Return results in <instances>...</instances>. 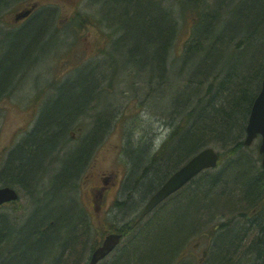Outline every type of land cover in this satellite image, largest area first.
I'll use <instances>...</instances> for the list:
<instances>
[{"label": "trees", "instance_id": "16d2710c", "mask_svg": "<svg viewBox=\"0 0 264 264\" xmlns=\"http://www.w3.org/2000/svg\"><path fill=\"white\" fill-rule=\"evenodd\" d=\"M205 1L193 0L190 4H183L179 0H119L118 3V11L121 15L118 23L125 18L130 19V37L132 36L131 31L136 33V39L133 41L132 46L130 44V50H132L130 51V57H147L146 62L148 61L147 63L149 67L151 66V70L148 81H145L150 84L157 82L161 87L160 90L158 89L159 92L161 91L160 94L156 95L153 92V96L162 97L163 93L166 97L165 100H162L163 107H161V110L166 111L167 118L173 122L172 130L166 141L173 142L175 139L174 150L177 152L183 150L181 158L177 157L179 160H174L173 162L170 160L171 157H169V155L173 156V150H163L160 157L158 156L159 159L164 154L168 156V159L172 162L171 170L177 167L180 162L185 161L188 157L208 145H219L226 149L224 154H220L221 159L223 155L226 158H230L232 154H235L238 148L242 146L243 127L246 123L251 103L260 89L264 74V3H262L264 0H254L257 1L256 3H262V7L259 6L254 11H240L235 14L233 9H240L239 2H247L249 0H237L235 2L232 0L226 2L209 0L208 2L210 3L207 4H205ZM159 8H161V11ZM173 10L178 12L175 17L172 16ZM45 14L50 15V11L37 12L24 25L31 27L39 24L42 15ZM82 15L85 16L77 11L74 13L76 17H73L76 22L73 24L76 29L86 28V25L90 22L88 18H84ZM73 17H70L69 20ZM257 17L258 22L255 20ZM12 18L14 19V17ZM188 19L192 24L190 33L182 40L180 47L176 49V44L179 40L180 23L186 22ZM253 21L254 24L250 25L249 23ZM249 27L253 28L250 31H246L245 29ZM48 28L57 29L58 26L57 24L53 26L50 24ZM83 32L85 34H81L82 37L89 34V32L85 31L80 33ZM249 39L253 43L255 40L262 41V48L255 59L250 61L249 64L247 63L243 73H240L241 64L240 66L232 64L230 67L228 64L235 59V54L248 50V48L244 49V42L249 41ZM253 43L251 44V49L248 50V57L254 52L252 47L256 48ZM220 58H226V60L216 65L218 63L216 59L220 60ZM154 64L157 66L158 76L154 72V66H152ZM226 67H229L228 73L225 72ZM134 71V69H130V72L134 73ZM140 71L141 69H139ZM134 74H137L136 71ZM172 77L179 78L176 80L175 87L171 85L173 84ZM166 87L168 89H164ZM223 92H225L224 95L221 94ZM212 93L216 94L215 99L210 97ZM77 99L75 98L73 102L75 103ZM201 99L205 103H201ZM174 104L176 106L175 109L173 108ZM169 105L170 108H167ZM61 111H56L57 116L61 114ZM238 112L242 113L241 118L237 116L236 113ZM53 119L54 123H60V121H56L57 118L54 117ZM48 123L46 121V124ZM235 134H237V138H235ZM52 135L50 130H46L36 136L37 151H40L39 148L50 144ZM42 143H45V145ZM18 147L14 150L16 151ZM32 158L31 153L26 152L16 158L22 164L12 167V169L10 168L7 179L2 181L3 184H12L14 180L24 184L21 181L22 178L29 179L30 175L36 174L37 170L35 169L38 164ZM255 158L258 159V156ZM155 160L157 159H152L151 163ZM248 160L249 158L238 160L233 172L236 173L237 166L239 167L241 162L243 164V161L247 163L248 168ZM155 167L158 168L159 166ZM225 168L232 173L230 165ZM245 168L243 166L244 170L240 169L238 171L242 179L247 181L250 180L247 174L249 172ZM169 171L167 170V173ZM255 172L264 175V169L261 168L260 171V167L255 168ZM167 173L162 175L157 185L162 183ZM203 176L206 178V183L204 192L201 194L202 198L199 197L201 201L208 197L207 192L209 190L215 193L222 191V186L232 182L229 180L230 176L228 179L227 176H225L226 179H223L215 175L210 176L204 172L199 177ZM226 190L229 192V187H226ZM193 194L195 195L193 189L187 184L158 205L153 212L164 208L163 205L165 203H170V201L176 199L170 209L163 214L162 219L159 218L157 220V226L153 227L156 229L154 232H152L153 228H149L150 225L140 226V222L134 227L135 230L132 233L126 224L122 226L120 230L126 237V240H123L125 248L118 250L121 246L118 247L116 249L117 252L115 251L116 253L112 254L116 256L105 264H176L182 258L188 261L189 264H194L195 260L191 255L192 240L186 241V237H184L185 233H189L190 228L194 230L191 227V222L188 225L192 217L191 197ZM184 196L190 199L185 201L183 199ZM181 203L186 208V216L188 215L189 218V220L186 219L187 225L182 227L183 229L180 228V224L176 225V229L169 230L167 227L165 229L166 221H163L165 220L164 216L168 212H170L169 214L174 212L178 206H181ZM66 212L72 211L61 210L58 217L57 215L44 217V214L37 213L27 214L26 220L24 218L18 219V223L14 220H8L1 213L0 250L8 245H12L11 249L20 246L21 252L16 258L21 257L24 262L33 264L35 261H30V254L38 253L39 251L34 247L33 242L42 246V243L46 244V240L49 237L51 238L58 230L62 231L63 240L73 235L77 236L79 228L74 230L71 228V230L69 226L66 227L64 225L65 223H71L73 228L80 224L82 228L79 233H87L88 220L87 222L83 219L78 220L79 215L74 216ZM6 221L9 222L8 225ZM170 221L175 224L173 218ZM59 224L63 226L60 227ZM57 226H59L58 230L56 229V232H54V228ZM105 226L107 227L108 224H104V228ZM42 227L43 231L41 230ZM15 240L17 242L14 245ZM56 244L59 246L57 242ZM261 246V248H264V243ZM46 255L40 254L38 260L44 259ZM71 255L75 256V253Z\"/></svg>", "mask_w": 264, "mask_h": 264}, {"label": "rangeland", "instance_id": "374dc122", "mask_svg": "<svg viewBox=\"0 0 264 264\" xmlns=\"http://www.w3.org/2000/svg\"><path fill=\"white\" fill-rule=\"evenodd\" d=\"M13 1V2H12ZM32 0H0V26H4L5 28H11L14 30H1L0 29V82L8 77V75L13 74L10 72L9 68H12L14 66H20L23 70L27 69L31 65H28L32 59L34 58V51L38 50V53H42L45 50H49L53 47H56V49H51L49 53L46 54L47 57H50V62L46 66L43 63L42 73L43 78L45 80H48L47 84H44V86L39 85H32L25 83L32 81V74H28L26 77V81H23L20 84H17L16 86L12 87L10 90L5 92L0 97V169H1V162L4 160L5 155L4 152L6 149L12 148L13 142L17 140L19 142V138L21 135H18L19 132L24 131V129L28 126H33L34 122L36 121L32 117L27 118L26 117V111L31 110V106L33 105V101L37 100V98H40L43 96L46 90H51L52 87L49 86L48 83H50L51 80H54L55 77L63 78V76L59 77V70L62 71L61 65H63L66 61H70L69 56L72 54H80L79 58L85 57V52L89 56V52L82 50L81 48H78L80 46V38L76 39V45L78 47H75L74 50L71 48H68V39L64 38L65 43L60 44L63 42V40H58L56 38H50L46 41H41L42 36L39 31L36 32V29L38 28V25L28 27V25H24L17 29V26L15 23H12V17L15 12L23 9L24 7H27V2L30 3ZM222 2L231 1V0H221ZM233 2L237 0H232ZM259 1V0H257ZM257 1L249 0L247 2H239L240 9L235 8L233 9V13H239L240 11L246 12V11H254L257 7L261 6L262 3H256ZM10 2H12L10 4ZM119 0H100L99 3V14L102 18L106 19L107 23L115 22V26L118 24L120 12L119 9ZM45 7L51 8L53 10V18L56 21V24L58 27L64 30V26L68 23L66 22H57L61 19H65L67 14L71 11V8L69 5H63L62 3L58 2L56 5H41L40 9H46ZM95 2L93 0H78L75 9L77 12L84 14L88 17L89 21L92 22L88 23L86 28L81 29L82 31L89 32V37L87 39H91L93 37L92 33L94 35H97V28L96 25L98 24L96 22L95 17ZM262 7V6H261ZM258 13V11L256 10ZM260 13V11H259ZM178 12L176 10H173L172 16H177ZM259 17V15H258ZM258 17L255 19L256 22H258ZM43 18V15H42ZM127 20V21H126ZM254 20V21H255ZM254 21L252 23H249L250 25L254 24ZM10 22V23H9ZM122 28L123 32H125L128 37H130V19H123L122 22L119 23ZM191 23L188 19L186 22L180 23V33H179V40L176 44V49L180 47V44L182 40L190 33L191 30ZM101 26V24H100ZM100 30H104L105 28L108 29L106 26L100 27ZM98 27V26H97ZM253 27L246 28V31H250ZM72 29V26L71 28ZM67 30V29H66ZM92 31V33H91ZM96 32V33H95ZM84 35L85 33H81ZM132 36L130 37V44H133V41L136 39V33L131 31ZM63 35V34H62ZM80 37V34H79ZM71 39V38H69ZM257 44V42H256ZM60 45V46H59ZM132 48V47H131ZM247 49V48H244ZM75 51V53L73 52ZM113 57L111 59H107V61L111 64H114L118 66L119 68L124 67L128 61V53L125 49L121 50L120 48L116 47L112 50ZM132 51V50H130ZM97 54V52L95 51ZM130 53V52H129ZM75 54V55H76ZM74 55V56H75ZM98 55V54H97ZM248 50L246 52H240L234 55L235 59L230 61L228 65H231L235 62V66L239 63L247 62L248 60ZM21 57H23L21 59ZM45 57V59L47 58ZM98 57V56H97ZM90 58V57H88ZM133 58L129 57L130 59V68L134 69L136 73L139 75L134 74L130 72V70L125 71L121 76H117V79L114 81V87L112 93L108 92H102L98 100L100 104L97 102L89 101L83 98L84 91H88V89L85 87L86 81H88L87 73L84 69L79 68L77 73H72V77L74 79V83L68 87H59L56 88V91H52L48 93L44 98V105L40 106V103L35 107V110H41L43 111V114L41 117H43L42 121L47 122H53V118H57L56 121H63L67 118L65 117L67 113L72 112L75 108H78L77 104L79 102H83L84 104L87 103V107H91L90 110H92L89 115L93 116H87L84 117H76L74 120H71L68 124L69 125H77L79 122H81L85 126H93L95 124V119L97 120L95 113L97 110L100 109L102 115L100 118H102L101 122H106L108 124L109 121V127L107 130V133H105L104 138L102 139V148L104 152V160L101 161V167L105 171L110 172L114 167L120 166L119 175L125 172L127 173L125 178H128L126 184L125 182L122 183V186L126 189H130V194L133 195L135 204V210L133 212L130 211V213H122L120 208L112 210L111 212L102 214V217H105L104 220L107 221L108 225L110 226H118L120 224H123L125 220L131 218L132 216L136 215L138 211L140 210V207L142 204L138 205L139 202H143L144 199L148 198L155 190V188L158 186L157 183L162 177L165 170H171V163L174 160H179L177 157L181 158L180 156H170V161L168 159V156L164 154L161 159H159L161 153L158 154L159 157H156L157 160H155V163H149L150 157L153 154V152H148L146 154V159L144 158L143 153L147 152L151 147H153L156 143L161 142L165 139L167 136V132L169 131L171 127V121L168 118H160L161 114L166 113V111L160 110V103L158 98L154 97L152 93L154 92L156 95H158L159 90L161 87L158 85L157 82L148 83L144 82L145 80L148 81V76L150 75V67L148 65L147 57L144 56V58L140 57ZM11 59V60H9ZM22 60V61H21ZM93 60V58L91 59ZM218 63L216 65H219V63L226 60V58H220V60L216 59ZM19 61V62H18ZM76 61V59H74ZM17 62V63H15ZM15 63L14 65H12ZM41 63V62H40ZM45 66V68H44ZM154 66V72L158 76V70L156 64L152 65ZM9 67V68H8ZM40 66L34 70L33 75L35 76L38 71L41 69ZM44 68V69H43ZM139 69L141 71L139 72ZM98 70L92 71V76L96 77ZM178 77H172V83L173 87L176 86ZM179 79V78H178ZM143 80V81H142ZM160 87V88H159ZM159 89V90H158ZM168 89V87L164 88ZM221 94H225L224 92ZM228 94V93H227ZM111 97V98H110ZM76 100V103L73 102L74 99ZM111 103L107 104V101L109 100ZM165 95L162 94V100H165ZM34 99V100H33ZM86 100V101H85ZM40 107V109H39ZM34 110V108H33ZM62 110L61 114L57 116L56 111ZM50 115V116H48ZM65 115V116H64ZM165 117L166 114H164ZM53 120V121H52ZM165 120V121H164ZM163 121L165 123H163ZM67 124V125H68ZM15 131L16 136L14 139H11V133ZM18 135V136H17ZM259 143V138H257L251 146L245 147L244 151L249 155V161L248 162V168H258L260 167V161L256 159L255 157L257 155V145ZM125 147L127 148V151L125 150ZM130 147L136 151V155H141L142 158L145 160L142 161L143 163L139 164L134 161L135 155L130 156ZM212 147L219 153L224 154L226 152V149L219 146V145H212ZM169 150V147L167 148V151ZM165 151V150H164ZM128 152V154L126 153ZM183 154V150L181 151ZM130 159H129V157ZM114 157V162L111 161V158ZM128 158V159H127ZM230 158H226L225 155H223L222 159L220 158L219 163L216 168L207 170L205 173H207L210 176H218L223 179H226L225 176H227V179L229 176H232L234 174L233 170L227 171L225 167H228L230 165ZM133 160V161H132ZM246 161V160H245ZM243 161V164L237 166V170H235L236 174L239 175L240 169H243V166L246 167L247 170V163ZM130 162V163H129ZM135 162V163H134ZM161 163V164H159ZM250 164V165H249ZM148 165V167L145 169V167ZM159 165V167H154ZM242 165V166H241ZM146 170V171H145ZM239 170V171H238ZM244 170V169H243ZM257 170V169H256ZM261 171V167H260ZM37 172V171H36ZM254 172V171H252ZM257 173V172H255ZM249 174V173H247ZM35 175V174H34ZM34 175H30L29 179L22 178V182L27 185L31 190L34 187ZM223 176V177H222ZM230 178L229 180L232 181ZM3 180L0 178V184ZM48 183L49 191L42 194V204L40 207H34L30 213L35 214L39 210L37 214H44V217H52L60 214L61 210H68L67 207L62 206L60 207V203H64L68 200V197L71 194H66L64 191L58 189V185L53 186L52 182L49 180H45L44 183ZM12 183H15L19 186V190L21 194L24 196L22 206L24 207V211L29 213V204L28 201L30 200L29 197H25L26 195V188L22 187L20 183L16 180L12 181ZM206 183L205 176L203 177H197L195 178L191 184V188L193 189L195 195L191 197L192 201V217L190 221L188 222V225L191 222V227L194 228V230L190 228L189 233H185L186 241L192 240L191 242L194 243L196 241H199L201 243V246L208 248V257L209 255H215L219 253V247L216 245V249L213 251L210 250L211 246L214 244L213 238L210 235L209 228L217 225L222 224L225 221L226 215L229 213L227 212V201L229 194L226 190V187H229V190L235 188V195H233V201H237V197H240L239 192V186L242 184V181L240 178L237 177L235 181H232L231 183H227L226 186H222V191L213 192L208 191L207 195L208 197L201 201L199 197H201V194L204 192V186ZM57 184V183H56ZM233 186V188H232ZM126 191V190H125ZM122 192H119L121 194ZM222 195H218L221 194ZM58 194V195H57ZM236 196V197H235ZM215 197V199H214ZM202 198V197H201ZM145 199V200H146ZM183 199L185 201H188L190 198L184 196ZM176 199H173L170 201V203H165L163 205L164 208L159 209L156 212H153L145 217L143 222L140 226H148L153 225V223L157 222L159 218L162 219L163 214L170 209L173 203H175ZM139 207V210H138ZM63 208V209H61ZM61 209V210H60ZM185 207L183 203H181V206H178L174 212L169 214L168 212L164 217L166 221L165 223V229L171 230L176 229V225L180 224V228L187 225V220H189L188 215L186 216ZM71 210V209H70ZM5 210L2 208L0 209V213L4 212ZM7 211V210H6ZM72 212H66L71 213V215H80V213L71 210ZM22 212V211H21ZM21 212H18L20 214ZM70 215V216H71ZM27 217V216H26ZM23 216L22 218H26ZM80 218V217H78ZM175 220V224L171 223V219ZM187 219V220H186ZM94 222V220H92ZM6 224L8 225L9 222L6 221ZM110 226H107L108 228ZM100 226L92 225L91 230H88V234H90V239L86 242L83 241L82 244L77 243L75 247L72 249V252H78L79 255L80 252H83L82 256L86 258L89 255V250L92 247V245H95L97 243V235L99 232H97L95 229H98ZM220 233H226L225 228H220V226L217 227ZM183 229V228H182ZM156 231V229H153ZM60 230L57 231V235H60L58 233ZM191 231V233H190ZM58 237V236H57ZM47 238V237H46ZM50 237L48 240H46V244L42 243V246H39L33 242L34 247L38 249V253H31L30 254V261H36L39 259L40 254H47L50 250ZM126 240V237L123 239ZM217 244L218 242L215 241ZM215 245V244H214ZM125 248L124 242H122L121 247L118 250H122ZM117 252V251H116ZM115 252V253H116ZM264 252V251H263ZM88 253V254H87ZM113 253V254H115ZM199 253V252H197ZM65 255V253H64ZM55 256V255H54ZM116 255H110L107 257L104 261L100 262L99 264H105L109 263ZM64 259L61 261H56L55 264H78L76 263V259L73 255L64 256ZM209 259V258H208ZM185 260V259H183ZM49 261V260H48ZM48 261H43L42 264H47ZM233 261V260H232ZM23 259L20 257L16 261L12 260H3L0 262V264H22ZM241 262V261H240ZM239 261H234V264H239ZM50 263H52L50 261ZM246 264H249V260L245 262ZM54 264V263H52Z\"/></svg>", "mask_w": 264, "mask_h": 264}, {"label": "bare ground", "instance_id": "6f19581e", "mask_svg": "<svg viewBox=\"0 0 264 264\" xmlns=\"http://www.w3.org/2000/svg\"><path fill=\"white\" fill-rule=\"evenodd\" d=\"M35 1L36 0H32L30 3L27 2V5H31ZM93 1L95 2V6H96L95 7V12H96L95 17H96V22L98 24L96 25L97 35H94L91 31V33L93 35V37L91 39H87L90 36L89 34L87 36L82 37L81 33H79L82 30L76 29L75 25L73 24L74 22H76V20L74 19V17H76V16H74L69 21V23L64 26V28H65L64 30H62L63 27H62V29H61V27L60 28L58 27L57 29H52V28L49 29L48 28V27H50V24L52 22L51 15L54 12L51 13L50 15L49 14L43 15V18H41V22H39V24H37L38 28L36 29V32H37V30L40 31V34L42 36L41 41H46L47 39H50V38H56L58 40H63V42L60 43V44H63V43H65V41L63 39V37H64V38L68 39V48H71L74 50L75 47H78L76 45V39L80 38V46L78 48H81L82 50L89 52V56L85 52V57L77 59V57H79L80 54L79 53L76 54L75 51H73L76 55L74 54L75 55L74 56L71 54L69 56L70 61H66L63 65H61L62 71L59 70V72H60L59 77L63 76V78L61 77V78L57 79V77H55L54 80H51L50 83H48L49 86L52 87V89L46 90L45 93L43 94V96L40 98H37V100L33 99L34 100L33 101L34 106H31V110L26 111V117L27 118L32 117L33 119H35V117H36V121L34 122V125L32 127L31 126L26 127V132L21 137L19 147L15 151V153H13V155H11L9 158L2 160L1 169H0L1 180L7 179V176L9 175L10 168L12 169V167H15V166L22 164L20 161L16 160V158H19L25 152L31 153V155L33 156L32 160L37 162V164H38L36 169H35V170H37V173L34 175L33 178L36 179L37 175L44 173L45 164H46L45 159H46V156L48 155V152H47L48 149L47 148L49 145L48 146L40 145L43 147L39 148L40 151H37L38 145H37V142L35 141V139L39 133L41 134V132H45L46 130H50V133L53 134L51 136V142L50 143H53L51 147H54V148L49 154L51 155L54 151H56V149H57L56 143L57 142L63 141L59 144L58 151H59L60 155L63 152L65 153L63 155V159H64L63 164H66L65 170H63V171L56 170L55 171L58 174L56 176V180L54 181V186L56 187V185H58V189L64 191L66 194H71V193H69L70 190L67 187L69 186V183L72 182V180L69 178H66L65 175L68 174V176L73 178L77 173L76 172L77 166L76 165L72 166L74 163V161H72V158L74 156L70 155V151L72 150V148L76 147L77 144L82 139H80V137H79L76 140H70L71 135L67 134V133L69 132V130H74L75 133L78 134L79 132H78L77 128L79 126H82L83 129L80 131L81 132L80 136H85V140L88 142L89 141L90 142L96 141V139L94 138L95 137L94 132H96L97 130L101 131L102 139L104 138L105 133H107V130H108V127L110 124H109V121H108V124L105 121L101 122L102 118H100V117H101L102 113H101L100 109L97 110V112L95 113L97 120L95 119V124L93 126H85L81 122H79V124H77V125H69L68 124L71 120H74L76 117L81 116V117L86 118L89 115V113L92 110H90L91 107L86 106L87 103L84 104L83 102L82 103L79 102L77 104L78 108H75L72 112L67 113L66 116L64 115L67 119L60 121V123L57 122L58 124H56L54 122H52V123L49 122L48 124H46L45 121H42L43 117H41L45 113H43V111H41V110H35V107L39 103H40V106L44 105L45 102L43 100L48 93H50L52 91H56V88L58 89L59 87H64V86L70 87L74 83V79L71 75H72V73H77L79 68L84 69V71H86L85 74L87 73L86 75L88 77V81H86V83H85V87L88 89V91L87 90L84 91L85 96L83 95V98L86 100H89V101H92V100L94 102L98 101V104H100V102L98 100L99 95L102 92L112 93L113 87L115 86L113 83L117 79V76H121L123 73H125V71H128L131 69L130 68V59H129V57H130V53H129L130 52V37H128V35H126L125 32H123V28L119 23L116 26H115V22L107 23L106 19L102 18L101 15L99 14V11H98L100 0H93ZM179 1L182 2L183 4H190V3H192L193 0H182V1L179 0ZM203 1H205V0H203ZM208 1L209 0H206L205 4L210 3ZM12 2H10V4ZM159 9L161 11V8H159ZM35 14H37V13H35ZM34 15H32V17ZM83 17L88 18L87 16H83ZM89 23L93 24L92 22H89ZM100 24H101V26H100ZM39 26H40V28H39ZM71 26H72V29H70ZM99 26L103 27V28L106 26L108 29L105 28L104 30H100ZM0 29L1 30H9V31L13 30L11 28H5L4 26H0ZM79 34H80V37H79ZM69 38H71V39H69ZM236 41H237V39H236ZM236 41H235V43H236ZM256 42H257V44H256ZM244 43H245V48H248V50H250L251 44L253 43L252 40L250 41V39H249V41L244 42ZM253 44L256 45V48L252 47L254 52L248 58L247 62L238 64L239 66H240V64L242 66L240 69V73H243L244 67L247 66V63L249 64L250 61L254 60L257 53H259L261 48H262V41H260V40H258V41L255 40ZM131 46H132V44H131ZM56 47H58V46H56ZM56 47H53V48L56 49ZM116 47L120 48L121 50L125 49L128 53L129 63H127L124 67H121V68H119L118 66L111 64L107 61V59H111L113 57L111 50L113 48H116ZM53 48H51V49H53ZM51 49H49L47 51L45 50L42 53H38V50H35L34 51V58L28 64V65H31V64L32 65L30 67H28L27 69L23 70L20 66H14V67L10 68V72L13 74L8 75V77H6L5 79H3L0 82V86H1L0 87V97L5 92L10 90L12 87L16 86L17 84L22 83L23 81H26L25 79L28 76V74H32L33 83H31V81L30 82L26 81L25 83H27L29 85L30 84H32V85H39L40 84L41 86H44V84H47L48 80H45L43 78V74H41L43 71L41 67L43 66V63L46 66L49 64L50 57H47L46 54L49 53L51 51ZM95 51L97 52L98 55L95 53ZM45 57H47V58L45 59ZM88 57H90V58H88ZM92 58H93V60H91ZM74 59H76V61H74ZM234 64H235V62L233 63V65ZM231 65H229V67ZM39 66L41 69L34 76L33 75L34 70L36 68H38ZM229 67L225 68L226 73H228ZM44 68H45V66H44ZM93 70H95V71L98 70V72H97L98 75L96 77L92 76ZM134 73H135V71H134ZM138 77H139V75H138ZM139 79H140V77H139ZM235 79L239 80L238 78H235ZM144 82H146V81H144ZM261 84H262V80H261ZM261 84H260V86H261ZM160 92H159V94H160ZM257 94H258V92H257ZM210 97L212 99H215L216 94L212 93ZM110 98L107 101L108 107H110L109 103H111ZM156 98H158V100H160L159 103H160V110H161V107H163L162 97L159 96ZM75 103H76V101H75ZM201 103H205V101L204 100L202 101V99H201ZM252 103H253V101H252ZM252 103H251V106H252ZM251 106H250L249 111H248L246 123L243 127L244 137H243V141H242V146L239 147L238 150L235 152V154L231 155V159H229L230 167L232 170H233V168H235L234 166L238 160H240L242 158L248 159V154L244 151V149H245L244 139L246 137V126L248 123V118H249ZM33 108H34V110H33ZM167 108H170V105ZM173 108L174 109L176 108L175 104H174ZM39 109H40V107H39ZM164 114H166V113H164ZM164 114H161L160 118H167L164 116ZM236 114L239 118H241V116H242L241 112H238ZM48 116H50V115H48ZM89 116H93V115H89ZM164 121H163V123H165ZM171 123H172L171 127H170L169 131L167 132L168 134L165 137V139L162 140L161 142L156 143L147 152L143 153L144 158L146 159V154L148 152H153V154L150 157L148 164H151L152 159H155L156 157H158V154L161 151L166 150L168 147H169L170 151L173 150V153H174V154L172 153L173 156L176 157V156L181 155V151L177 152L174 150V146L176 145L175 139L173 142L172 141H168V142L166 141L170 135L171 130H172L173 122L171 121ZM34 134H35V137H34ZM235 138H237V134H235ZM83 141H84V139H83ZM42 144L45 145V143H42ZM208 146L212 147V145H208ZM131 154L135 155L134 161L136 162V160H137V163L139 162V164L140 163L142 164L143 163L142 161L145 160L144 158H142L141 155H138V154L136 155V151H134V150L131 152ZM246 155H247V157H246ZM35 159H38V160H35ZM153 163H155V161H153L152 164ZM249 163H250V161H249ZM147 167H148V165L145 167V169ZM254 170H255L254 167L251 169L248 168V172H249L248 175H249L250 180H247V181L246 180L244 181L242 179L241 175H237L236 173H234L232 176H230V178L233 177V179H231L232 181H235L237 179V177L240 178L242 181V184L238 185L240 188L239 189L240 197H237V201H233L232 196L235 195V188H233V186H232L233 189L229 190V192H228L229 196L226 199V201H227V212L229 214L226 215L225 221L222 224H217V225L208 229L210 232V235L213 238L214 244H215V245L213 244L211 246L210 250L212 249L214 251L217 248L216 245H218L220 247L218 248L219 249L218 254L209 255V257H208L209 259H207L206 264H234V261H237V262L241 261L239 264H246L245 262L248 260H249V264H264V252H263L264 248H261L262 247L261 244L264 243V175H260V173L258 174V173L252 172ZM139 203H141V202H139ZM135 204H136V202L134 201V197H133V200H130V211L133 210ZM120 209H121V207H120ZM78 217H80V215ZM137 218H139V214H137L136 217L132 216L131 218H129V219L125 220V222H123L129 227L131 233L135 230L134 227L137 225V222H136ZM78 219H80V218H78ZM78 225L79 226L76 225V228L72 227V229L74 230V229L79 228V230H80L82 228V226L80 224H78ZM240 225L242 226V231L246 233L245 239L241 240V241L234 236V233L239 230ZM155 226H157L156 222L153 223V225H151V227L149 226V228L151 229ZM218 226H220V228H225L226 233L222 232V233L218 234V232H219V230L217 228ZM149 228H148V230H149ZM153 229H152V232H154ZM79 230H78L77 236L73 235L72 237H69L66 239L64 238L61 247H59L57 244L54 243L55 239L57 238V235L56 234L52 235V237L50 239L51 244L49 245L51 251H49L47 253V255L45 256L44 259L36 260L33 264H42V262L44 260H46V261L49 260L47 264H52V263L55 264V262L58 260L61 262L63 260H65L64 256L68 255V257H69L71 254H74V253H75L74 258L76 259V263L79 262L78 264H88L90 256H91L92 252L94 251V249L92 247L90 248V250L88 252L89 255L86 258H84V256H82L83 252H80L81 255H79V253L77 251L72 252V249L75 247V245L77 243L82 244L83 241L86 242L91 238L90 234H88V231H87V233L81 234V233H79ZM87 230H90V229L88 228ZM73 234H75V233H73ZM215 241L218 243L216 244ZM16 242L17 241L15 240L14 245L16 244ZM11 246L8 245L4 249L0 250V262H2L3 260H12V261H16V263H17L18 258H16V257L20 254L21 247L16 246L15 248L11 249ZM64 253H65V255H64ZM49 256H51V258L48 259ZM50 261L52 263H50ZM22 264H29V263L22 262ZM176 264H189V262L186 260H183V258H182V259L178 260Z\"/></svg>", "mask_w": 264, "mask_h": 264}, {"label": "flooded vegetation", "instance_id": "af4514ba", "mask_svg": "<svg viewBox=\"0 0 264 264\" xmlns=\"http://www.w3.org/2000/svg\"><path fill=\"white\" fill-rule=\"evenodd\" d=\"M49 5L54 4V2H60L63 5H74L76 3L75 0H43ZM42 2L35 1L31 4L33 6V13L37 11ZM29 6V5H28ZM67 14L65 19H61L57 22H66L69 23V18L73 17L74 14ZM30 16L20 19L15 24L16 26L22 27L34 14ZM52 17V26L56 25V21ZM80 33V32H79ZM83 129L82 126L77 128L78 134L75 133L74 130H69L67 134L71 135L70 140H76L80 137L82 139L76 147L72 148L70 151V155L74 156L72 161H74L73 165L77 166L76 175L71 178L66 174V178L72 180L67 187L71 193L68 197V200L64 203H60V207L65 206L68 210H74L78 213L88 214L92 218H97L98 215H101L104 212H108L111 210L118 209L116 206H121L122 213H130V191L122 187L123 180L119 175L120 167H116L112 169L110 172L105 171L101 167V161L104 160V152L102 148V137L101 131L97 130L94 132L95 134V142H88L85 140V136H80V131ZM23 132H19L18 134H23ZM16 136V132L13 131L11 133V139H14ZM84 139V141H83ZM63 142V141H61ZM61 142H57V149L51 155L49 154L54 147H51L53 143H50L48 146V155L45 159V169L44 173L37 175L34 180V187L25 197H31L28 201V206L31 204L36 207H40L42 204V194L49 191L48 183H44V181L49 180L52 182L54 186V181L56 180L57 172L56 170L63 171L66 169V164H63V155L64 152L60 155L58 151L59 144ZM19 142H17L16 147L19 146ZM46 149V150H47ZM6 153V151H5ZM77 154V155H76ZM50 155V156H49ZM78 157V158H77ZM111 161L114 162V157L111 158ZM37 173V172H36ZM122 187V188H121ZM121 188V189H120ZM126 190V191H125ZM19 193V198L15 201L5 202L0 206V209H4L5 211L11 214V220L16 221L18 223V218L20 217L23 209L22 203L24 196L17 190ZM119 192H122L119 194ZM5 215V214H4ZM246 233L242 231V226L240 225L239 230L234 233V236L238 238L240 241L245 239ZM198 249H200V253H197ZM196 264H202L206 261L208 256V249L202 247L199 241L193 243V252H192Z\"/></svg>", "mask_w": 264, "mask_h": 264}, {"label": "water", "instance_id": "95a60500", "mask_svg": "<svg viewBox=\"0 0 264 264\" xmlns=\"http://www.w3.org/2000/svg\"><path fill=\"white\" fill-rule=\"evenodd\" d=\"M31 8L22 10L15 15V20H19L27 16L31 12ZM260 134L261 141L259 144V152L262 153V166L264 167V76L262 79L261 89L255 97L246 126V137L244 144L248 145L253 138ZM218 159L217 152L211 147H205L194 154L183 166L173 172L166 181L150 196L143 209L139 214V218L143 217L151 211L158 203H160L169 194L179 189L191 177L195 176L202 169L213 167ZM17 198L15 190L9 186L0 187V204ZM121 240V234L118 232L108 233L101 245L92 252L88 264H96L100 259L104 258L111 252Z\"/></svg>", "mask_w": 264, "mask_h": 264}]
</instances>
